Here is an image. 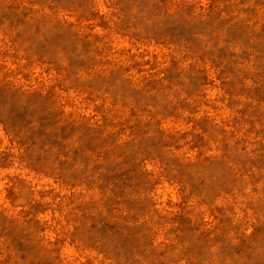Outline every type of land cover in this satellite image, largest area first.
Wrapping results in <instances>:
<instances>
[{
	"label": "rangeland",
	"instance_id": "374dc122",
	"mask_svg": "<svg viewBox=\"0 0 264 264\" xmlns=\"http://www.w3.org/2000/svg\"><path fill=\"white\" fill-rule=\"evenodd\" d=\"M0 264H264V0H0Z\"/></svg>",
	"mask_w": 264,
	"mask_h": 264
}]
</instances>
